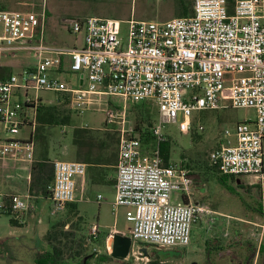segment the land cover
Listing matches in <instances>:
<instances>
[{"label":"built area","instance_id":"1","mask_svg":"<svg viewBox=\"0 0 264 264\" xmlns=\"http://www.w3.org/2000/svg\"><path fill=\"white\" fill-rule=\"evenodd\" d=\"M30 5L23 10L0 9V66H9L1 59L19 54L35 59L0 78V160L13 158L32 168L33 135L44 104L41 90L68 95L78 114L102 96L124 102L153 100L158 118L152 151L129 135L133 125L126 121L125 105L105 109V123H117L119 135L113 212L125 208L133 242L186 247L194 224L213 211L192 200L190 169L176 162L163 164L158 146L165 138L163 128L177 123L181 114L179 129L189 132L195 112L248 108L254 110V118L236 122L233 130L227 127L208 160L222 174L249 177L250 184L264 186V0H193L190 15L128 20L126 39L117 19L67 18L64 27L82 36L73 46L47 43L45 6L38 12L34 3ZM67 73L74 75L75 84L63 78ZM24 128H30L25 136L1 134L17 135ZM86 171L84 162L54 160L48 187L51 214L77 200V177ZM8 196L0 193V210L10 208L21 221L26 199ZM101 198L98 194L97 200ZM98 232V225H92L90 235L97 237Z\"/></svg>","mask_w":264,"mask_h":264},{"label":"rangeland","instance_id":"2","mask_svg":"<svg viewBox=\"0 0 264 264\" xmlns=\"http://www.w3.org/2000/svg\"><path fill=\"white\" fill-rule=\"evenodd\" d=\"M184 2L189 6L188 12L191 13L193 0H184ZM30 3H34V8L38 12L42 11L43 5L45 6L44 40L50 44L69 46L79 45L82 36L75 35L64 27L67 18L99 16L117 19L121 22V36L126 39L130 19L163 21L179 16L183 11L181 0H0V9H30L32 7ZM34 61L29 53L1 59V62L9 65L7 67H11V70L26 68ZM240 75L235 74V76ZM63 78L76 83L71 73L63 75ZM39 95L44 105H57L59 115L69 117L68 124L65 125L38 126V123L36 125L37 133L42 132L46 136L50 157L53 160H76L72 144L75 127L102 129L107 126L117 131V123L105 124V109L116 110L125 105L126 121L130 125L134 122V114L128 112L131 107L130 101L124 102L117 96H102L88 111L78 114L70 100H66V94L41 90ZM254 115L253 109L231 107L195 112L193 138L192 129L189 132L180 131L178 124L183 120L181 114L177 123L165 125L164 136L170 137L171 141L170 162L180 163L190 169L194 181L192 200L207 205L213 213L201 217L194 224L191 243L186 247L165 248L133 242L126 259L108 261L104 264H149L150 255L159 260V254L162 255L159 264H191L193 261L197 264H224L229 259H234L231 264H244L247 242L258 245L262 241L264 245V215L259 210L261 205L264 211V186L250 184L249 177L243 178L244 180L231 179V182L228 181L231 187L224 186L218 181L217 174L208 172L204 167L205 161L208 162L210 151L222 139L224 130L227 127L233 130L236 122L254 118ZM155 116L157 120V112ZM199 124L204 126L202 130L198 129ZM1 128L0 124V130ZM29 130L30 128H24L17 135L1 134L4 137L15 138L27 135ZM40 140L41 143L34 139L35 154H38L43 147L44 141ZM144 150L147 148L144 147ZM181 153L185 156L183 157ZM192 159L194 160L191 161ZM184 162L189 163L184 164ZM102 169L106 183L93 186L85 197L77 193V202L74 201L76 208L66 204L56 214H45L44 206L36 207L37 201L28 198V207L20 213V222L24 226L12 225L9 220L10 215L0 212V264H33L36 251L48 248L44 236L49 229L47 228L49 222L51 226L59 221L64 223V229L75 231L80 239L83 238L81 243L89 253L96 250L101 254V246L98 242L90 241L92 225H98L99 232L96 239L101 243V239L106 238L109 252L114 233L130 235L132 225L126 220L125 208L119 207L115 213L113 212L115 187L111 183L114 182L116 167ZM19 189L22 192L26 190L25 179H19ZM99 193L102 198L98 201ZM175 197L180 199L178 193H175ZM28 223H36L38 226L29 232L25 227ZM41 224L42 226H39ZM143 248H146L148 255L143 254ZM254 263L264 264V254L256 255ZM93 264H96L95 261Z\"/></svg>","mask_w":264,"mask_h":264},{"label":"trees","instance_id":"3","mask_svg":"<svg viewBox=\"0 0 264 264\" xmlns=\"http://www.w3.org/2000/svg\"><path fill=\"white\" fill-rule=\"evenodd\" d=\"M181 3L183 8L182 13H180L181 16L189 15V6L184 2V0H181ZM10 72V67L0 66V78L7 76ZM65 98L66 100H69L68 95H66ZM130 105L131 107L128 112L129 114H134V122L132 132L129 133V135L139 138L143 146L147 148V151L153 150L156 147V139L152 131L157 121L155 116V112L158 113L156 103L153 100L140 102L130 101ZM154 109H156V111ZM68 121V116L61 117L59 115L57 105H41L37 115L38 126L65 125L68 124ZM194 128L195 127L192 128V138L194 137ZM33 138L37 139L40 143V139H42L44 144H42L43 147L37 154V158L32 164L29 193L34 196H48L50 194L48 187L54 178V160L50 157V149L47 145L45 134L42 132L37 133L36 129ZM118 141V131H113V129L108 128L107 126H104L102 129H90L85 126H78L73 129L72 133V144L75 150V159L88 164V166L97 164H114L113 162L115 161V156H117L118 153ZM170 144V137H165L159 142L158 146L163 159V164H169L170 162ZM181 155L183 157L185 156L184 153H181ZM193 160L194 159L191 161ZM187 163L184 162V164ZM204 167L208 170V172L217 174L218 181L224 186L226 185L231 187V184H229L228 181L231 182V179L238 180L240 178V176L232 174H222L216 166L210 164L209 160L208 162L205 161ZM218 173H220V175ZM5 197L6 199H9V196ZM68 204H71L72 207L76 208V203L70 202ZM259 210L260 213L264 215L261 205ZM0 212L10 215V223L12 225L21 226V222L15 218L14 213L10 208H4L0 210ZM63 225L64 223H59V221H57L49 227L44 236L45 242L48 244V248L36 251L33 264H93V261H95L96 264H104L108 261H121V259L111 256L107 249L106 238L103 237L101 239V243H99V239L97 240L96 237L89 235L91 242L97 241L98 245L101 246V254H98L96 250L89 253L83 243H81L83 238L80 239L75 231L64 229ZM141 243L148 244L145 242ZM246 247L247 253L245 255L244 264H255L254 259L256 255L264 254V245L262 241L261 243H258V245L257 243L253 244L251 242H247ZM158 257L160 260L162 255L159 254ZM155 259L152 255H150L149 264H159V260H157L158 258ZM232 262H234V259H229L226 260L224 264H231Z\"/></svg>","mask_w":264,"mask_h":264},{"label":"crops","instance_id":"4","mask_svg":"<svg viewBox=\"0 0 264 264\" xmlns=\"http://www.w3.org/2000/svg\"><path fill=\"white\" fill-rule=\"evenodd\" d=\"M179 16H181V14ZM53 45H56V44H53ZM67 60L68 59L66 58L65 62ZM36 158H37V154H35L34 152V160ZM117 161H118V153H117V156H115V161L113 162L114 164H106V165L97 164V165H92V166H88L87 164V171L85 175L77 177L76 196H78L77 193H79L81 196L84 195L85 197L86 193L93 186L99 185L101 183H106L107 180L103 176L102 168L111 167V166L116 167ZM28 176H30V179H31V169H26L23 162L15 160L13 158L0 160V193L5 196L12 195V194H18L24 197L27 202H28V198H33L37 201L36 207L44 206L46 209L44 210L45 214H48V213L50 214L49 209L52 205L50 194L48 196L31 195L29 193L30 179L28 178ZM19 179L26 180V190L23 192L19 189ZM115 183H116V173L114 176V182H112L111 184H113V186L115 187ZM21 226H24V225H21ZM37 226L38 224L36 223H28V225L25 227L29 232H31V230H33V228H36ZM39 226H42V224ZM49 226H50V222L47 223V228H49Z\"/></svg>","mask_w":264,"mask_h":264},{"label":"water","instance_id":"5","mask_svg":"<svg viewBox=\"0 0 264 264\" xmlns=\"http://www.w3.org/2000/svg\"><path fill=\"white\" fill-rule=\"evenodd\" d=\"M132 245L133 240L130 235L114 233L111 240L110 254L112 257L117 259H126L131 251ZM142 251L144 255H148L146 248H143ZM191 264H197V262L193 261Z\"/></svg>","mask_w":264,"mask_h":264},{"label":"flooded vegetation","instance_id":"6","mask_svg":"<svg viewBox=\"0 0 264 264\" xmlns=\"http://www.w3.org/2000/svg\"><path fill=\"white\" fill-rule=\"evenodd\" d=\"M243 178H245V177H242V176H241L239 179H243ZM243 180H244V179H243Z\"/></svg>","mask_w":264,"mask_h":264}]
</instances>
